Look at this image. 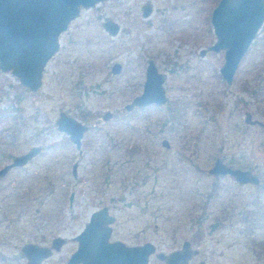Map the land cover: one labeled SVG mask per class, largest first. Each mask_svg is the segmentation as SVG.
Here are the masks:
<instances>
[{
  "label": "rangeland",
  "instance_id": "obj_1",
  "mask_svg": "<svg viewBox=\"0 0 264 264\" xmlns=\"http://www.w3.org/2000/svg\"><path fill=\"white\" fill-rule=\"evenodd\" d=\"M217 1H101L80 8L59 34L36 91L0 71L3 118L12 95H22L12 155L44 147L0 179V264H23V244L49 245L56 236L65 243L40 264H63L88 213L102 207L114 216L111 240L150 242L164 253L188 240L198 251L188 264H264V190L228 176L213 181L207 171L219 157L264 177V130L242 121L248 112L264 124V21L226 85L223 51L206 49ZM107 19L118 27L113 35L102 27ZM148 59L165 75L166 103L127 111ZM173 106L182 110L178 122L167 112ZM60 112L87 125L79 149L56 130ZM7 161L0 157V167ZM148 264L161 262L150 255Z\"/></svg>",
  "mask_w": 264,
  "mask_h": 264
},
{
  "label": "water",
  "instance_id": "obj_2",
  "mask_svg": "<svg viewBox=\"0 0 264 264\" xmlns=\"http://www.w3.org/2000/svg\"><path fill=\"white\" fill-rule=\"evenodd\" d=\"M100 1L104 0H0V71L9 72L17 78L20 86L31 92L36 91L41 85L45 64L58 49L59 34L78 15L80 7L86 8ZM149 10V4L141 6L143 16ZM263 20L264 0H218L212 8L210 24L214 42L209 45L208 50L223 51L219 73L227 83ZM102 25L110 34L117 30V26L110 21ZM115 67L118 65L113 68ZM162 81V74L156 71L149 60L142 93L126 104L125 108L150 103L163 104L166 99ZM108 117L109 114L106 113L104 119ZM248 118L249 114L246 113L247 122L257 123L264 128L263 123ZM55 124L57 131L65 134L75 148L79 149L81 136L87 127L63 112L59 113ZM161 144L167 145V141L163 139ZM39 150V145H34L25 152L14 155L10 162L0 168V176L9 168L26 164ZM207 171L215 180L217 177L228 176L238 184H251L264 190V177L259 178L250 169L227 165L218 158ZM70 201L71 195L68 197V205ZM113 219L106 207L92 211L83 228L74 236L77 247L65 264H146L147 255L153 252L151 245L126 247L120 242H108L109 224ZM58 237L53 239L50 248H59L62 240ZM188 244H182L180 251L168 256H156L163 259L165 264H185L196 253V249L189 248ZM50 248L25 243L20 251L26 257V264H40L42 259L50 256Z\"/></svg>",
  "mask_w": 264,
  "mask_h": 264
},
{
  "label": "flooded vegetation",
  "instance_id": "obj_3",
  "mask_svg": "<svg viewBox=\"0 0 264 264\" xmlns=\"http://www.w3.org/2000/svg\"><path fill=\"white\" fill-rule=\"evenodd\" d=\"M104 1H107V0H104ZM101 2V1H100ZM99 3V2H98ZM95 4H97V3H95ZM93 6V5H92ZM90 7V6H89ZM81 8V7H80ZM149 9H150V7H149ZM150 11V10H149ZM142 14V13H141ZM143 16V15H142ZM106 21H110L111 23H113L114 25H116L113 21H111V20H109V19H107V20H105L104 22H106ZM264 21V20H263ZM104 22H102V24L104 23ZM209 22H210V15H209ZM263 23V22H262ZM211 25V24H210ZM262 25V24H261ZM117 26V25H116ZM102 27H103V25H102ZM104 28V27H103ZM212 28V27H211ZM117 29H118V27H117ZM117 31V30H116ZM107 32V31H106ZM108 33V32H107ZM116 33V32H115ZM114 33V34H115ZM108 34H110V33H108ZM110 35H113V34H110ZM214 42V40L212 41V43ZM212 43H210L209 45H211ZM208 46V45H207ZM209 47V46H208ZM206 49L208 50V48L206 47ZM212 52V51H211ZM204 53V51H201V54H203ZM149 60H151V59H148L147 61H146V66H145V69H144V80H143V83L145 82V79H146V68H147V65H148V62H149ZM151 62L153 63V61L151 60ZM223 63V62H222ZM239 63V62H238ZM114 65H118V67L116 68H113L114 67ZM154 65V64H153ZM222 65V64H221ZM221 65L219 66V68L221 67ZM197 66H200V67H197ZM155 67V66H154ZM195 68L197 69V70H199V71H201V69L202 68H204L203 66H201V64H196L195 65ZM219 68H218V73H219ZM156 69V68H155ZM236 69V68H235ZM119 70H120V65L118 64V63H113L111 66H110V71H111V73H118L119 72ZM157 71V70H156ZM235 71V70H234ZM158 72V71H157ZM216 69H215V74H213V75H215L216 76ZM158 73H160V72H158ZM234 73V72H233ZM160 74H162V76H163V81H164V79H166L165 78V75H164V73H160ZM219 75H220V73H219ZM220 77H221V75H220ZM221 79L225 82V84L226 85H231V83H232V81H233V74H232V77H231V80H230V82L229 83H227L222 77H221ZM163 81H162V84H163ZM143 83H142V90H143ZM162 84H161V86H162ZM247 86V84L245 83V84H242L241 85V87H243V88H245ZM162 89H163V86H162ZM142 90H141V93H142ZM163 91H164V89H163ZM141 93H139V94H136V95H134L132 98H131V100L128 102V103H130L131 101H132V99L134 98V97H136L137 95H140ZM164 96H165V93H164ZM165 99L167 100V98H166V96H165ZM166 100H165V102L163 103V104H165L166 103ZM127 103V104H128ZM150 104H153V103H150ZM163 104H161V105H163ZM149 104H147V105H143V106H132L130 109H126L127 111H129V110H131V109H136V108H144V107H146V106H148ZM155 105V104H154ZM134 111V110H133ZM85 112V115H88L89 114V111L88 110H85L84 111ZM167 112L170 114V117L173 119V120H175L176 122H178L180 119H182V110L181 109H179L178 107H176V106H173V108L171 109H169V111L167 110ZM133 113V112H132ZM249 114V120H256V119H252L251 118V115H250V113H248V112H243L242 114H243V118H242V121H243V123L244 124H247V125H258L257 123H254V124H251V123H249V122H247L246 120H245V114ZM65 114V113H64ZM106 114V113H105ZM105 114H103L102 115V119L103 120H106V119H104V117H105ZM109 114V113H108ZM110 114H109V117L108 118H110ZM107 118V119H108ZM57 119V118H56ZM74 119V118H73ZM76 120V119H75ZM82 121H84V119H81ZM78 121V120H77ZM258 121V120H257ZM80 122V121H79ZM80 123H82V122H80ZM83 125H85L84 123H82ZM162 124H165V122H163ZM264 125V124H263ZM86 127H87V125H85ZM258 126H260V125H258ZM263 130H264V128L262 127V126H260ZM55 128H56V124H55ZM56 130H57V128H56ZM87 130V129H86ZM85 130V131H86ZM84 131V132H85ZM83 132V133H84ZM65 135V134H64ZM66 136V135H65ZM67 137V136H66ZM82 137H83V134H82V136H81V139H80V143H81V140H82ZM68 139V138H67ZM163 139H165L166 141H167V145H162L161 144V141L163 140ZM70 143H72L71 141H70ZM73 144V143H72ZM74 145V144H73ZM160 146L162 147V148H164V149H166V150H169L170 148H171V146H170V143L168 142V140L166 139V138H162L161 140H160ZM40 147V150H39V152L37 153V154H39V153H41L42 152V150L44 149V147H41V146H39ZM75 147V146H74ZM79 148H80V144H79ZM75 149H77V148H75ZM37 154H35L33 157H35ZM13 157V155L10 157V158H6V159H4V158H2L1 157V159H3V160H8L6 163H4L3 165H2V167L5 165V164H7L8 162H10V160H11V158ZM32 157V158H33ZM32 158H30V160L32 159ZM220 159L221 161H222V159L221 158H219V157H215L214 159H213V161L215 160V159ZM236 160V162H238V161H242V159H235ZM29 161V160H28ZM27 161V162H28ZM212 161V162H213ZM26 162V163H27ZM223 162V161H222ZM223 163H225V162H223ZM229 163H235L234 161H231V162H229ZM212 164V163H211ZM225 164H227V165H230V166H232L231 164H228V163H225ZM25 165V164H24ZM23 165V166H24ZM19 167H21V166H19ZM232 167H234V166H232ZM1 168V167H0ZM13 168H16V167H13ZM12 168H9L7 171H6V173L5 174H3V175H1L0 176V179H3L4 177H6L5 175L11 170ZM240 169H242V168H240ZM72 170H73V174H74V165H72ZM72 170H71V173H72ZM213 177V176H212ZM223 177H225V176H223ZM219 178H221V177H217V179L215 180L214 179V177L212 178L213 179V181H218L219 180ZM235 182V181H234ZM236 183V182H235ZM238 184V183H237ZM241 185H244V184H241ZM114 217V216H113ZM242 218H244V221L245 222H247V223H249V221H248V217L247 216H243ZM114 222V219H113V221H112V223ZM111 223V224H112ZM198 226H199V223L197 224ZM109 227H110V232H111V226H110V224H109ZM210 227H214V225H210ZM264 227V226H263ZM83 228V227H82ZM81 228V229H82ZM56 237H58V236H56ZM56 237H53L51 240H50V242H49V245H38V244H35V243H33V244H35V245H37V246H40V247H47V248H50L51 247V245H52V241H53V239H55ZM109 237H110V233H109ZM59 239H61L62 240V243L60 244V246H59V248L65 243V238H63V237H58ZM73 239L75 240V237H73ZM195 239H197V236H195ZM75 242H76V240H75ZM108 242H120L121 244H123L124 246H126V247H139V246H142V245H144V244H149V245H151L152 246V248H153V252L152 253H150V254H148L147 255V259H146V264H148V261H149V257H150V255H154V257L157 259V260H159L160 262H161V264H165V261L163 260V259H161V258H158L156 255L157 254H161V255H163V256H168L169 254H171V253H174V252H177V251H180L181 249H182V244H184V243H189L188 244V247L189 248H191L192 246H191V243L188 241V240H183L182 242H181V244H180V247L179 248H177V249H172V250H169L168 252H166V253H164V252H156L155 251V249H154V246H153V244H151L150 242H143L142 244H136V245H126V244H124L122 241H120V240H117V239H115V240H111L110 238H108ZM76 247H77V242H76ZM76 247H75V249H74V251L76 250ZM59 248L57 249V250H59ZM193 249H195V248H193ZM50 250H51V253H52V250H54V249H52V248H50ZM57 250H54V251H57ZM74 251H72L70 254H69V256H68V258L70 257V255L74 252ZM21 252V251H20ZM197 249H196V253L194 254V255H191L189 258H188V260L186 261V263L185 264H188L189 262H192L191 260H192V258L197 254ZM22 254V253H21ZM23 255V254H22ZM51 255V254H50ZM24 256V255H23ZM24 258H25V263H23V264H26L27 262H26V257L24 256ZM68 258L66 259V261L63 263V264H65L66 262H67V260H68ZM43 260V259H42ZM42 260H41V262H42ZM201 261H203V260H198L195 264H198L199 262H201ZM40 262V263H41ZM204 262V261H203ZM205 264V263H204Z\"/></svg>",
  "mask_w": 264,
  "mask_h": 264
},
{
  "label": "trees",
  "instance_id": "obj_4",
  "mask_svg": "<svg viewBox=\"0 0 264 264\" xmlns=\"http://www.w3.org/2000/svg\"><path fill=\"white\" fill-rule=\"evenodd\" d=\"M12 97L13 98L11 100L9 109V113H11V115H9L8 119H5L1 116L2 113H0V157L4 159L10 158L12 156V147L16 145V136L18 133H20L21 129V127L18 125V122L21 119L19 104L22 101V95L19 92H16L12 95ZM12 104H15V107H13ZM198 236H200V233L197 235V237Z\"/></svg>",
  "mask_w": 264,
  "mask_h": 264
},
{
  "label": "bare ground",
  "instance_id": "obj_5",
  "mask_svg": "<svg viewBox=\"0 0 264 264\" xmlns=\"http://www.w3.org/2000/svg\"><path fill=\"white\" fill-rule=\"evenodd\" d=\"M93 209H91V211H92ZM91 211L88 213V215L91 213Z\"/></svg>",
  "mask_w": 264,
  "mask_h": 264
}]
</instances>
